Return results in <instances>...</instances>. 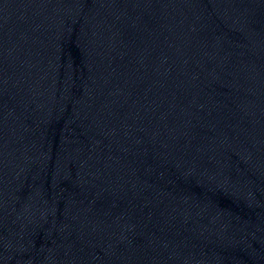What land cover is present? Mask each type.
Returning a JSON list of instances; mask_svg holds the SVG:
<instances>
[{
  "label": "water",
  "instance_id": "1",
  "mask_svg": "<svg viewBox=\"0 0 264 264\" xmlns=\"http://www.w3.org/2000/svg\"><path fill=\"white\" fill-rule=\"evenodd\" d=\"M0 264H264V0H0Z\"/></svg>",
  "mask_w": 264,
  "mask_h": 264
}]
</instances>
